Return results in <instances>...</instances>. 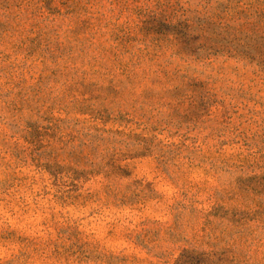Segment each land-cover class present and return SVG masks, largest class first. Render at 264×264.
<instances>
[{
	"label": "rangeland",
	"instance_id": "obj_1",
	"mask_svg": "<svg viewBox=\"0 0 264 264\" xmlns=\"http://www.w3.org/2000/svg\"><path fill=\"white\" fill-rule=\"evenodd\" d=\"M0 264H264V0H0Z\"/></svg>",
	"mask_w": 264,
	"mask_h": 264
}]
</instances>
